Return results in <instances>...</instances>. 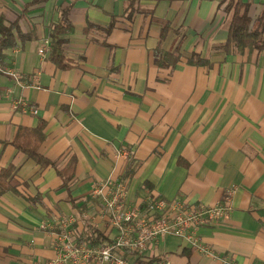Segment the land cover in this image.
Here are the masks:
<instances>
[{"label":"crops","instance_id":"1","mask_svg":"<svg viewBox=\"0 0 264 264\" xmlns=\"http://www.w3.org/2000/svg\"><path fill=\"white\" fill-rule=\"evenodd\" d=\"M235 1L254 23L264 12V0ZM228 2L0 0L3 22L16 26L0 68V173L11 168L0 182V264L55 258L59 220L71 215L90 217L68 226L76 241L89 221L111 239L90 195L109 177L125 181L128 206L150 196L215 205L235 188L229 216L199 230L213 256L165 236L124 252L126 264H264V29L259 45L239 49ZM63 15L67 67L49 56ZM39 121L45 166L12 144Z\"/></svg>","mask_w":264,"mask_h":264},{"label":"built area","instance_id":"2","mask_svg":"<svg viewBox=\"0 0 264 264\" xmlns=\"http://www.w3.org/2000/svg\"><path fill=\"white\" fill-rule=\"evenodd\" d=\"M39 53L44 54L43 47ZM6 72L15 75L11 69ZM234 190V187L225 188L221 200L215 205H195L184 200L150 196L142 205L128 206L123 179L109 177L98 181L90 190V195L99 202L96 215L115 230V235L104 245L79 242L68 226L76 221L85 224L90 217L83 214L78 219L73 215L61 218L59 224L63 231L54 241L57 254L45 264H126L124 252L139 254L165 236L178 237L203 254L213 256L212 250L202 243L199 230L229 216ZM153 264L172 263L167 258H159Z\"/></svg>","mask_w":264,"mask_h":264},{"label":"trees","instance_id":"3","mask_svg":"<svg viewBox=\"0 0 264 264\" xmlns=\"http://www.w3.org/2000/svg\"><path fill=\"white\" fill-rule=\"evenodd\" d=\"M231 12V18L228 29V39L239 49H243L247 46H257L261 42L260 34L264 29V12L256 19L255 23L251 21L247 15V4L241 3L235 0H229L225 7ZM66 14V13H65ZM16 28L15 24L6 25L3 22V18L0 16V68L3 66V59L5 53L4 49L13 46V29ZM66 30H70L71 26L66 15H63L60 22L53 27L50 31V59L60 67H67V64L62 61L61 46L64 39L60 37L61 34L65 33ZM190 62H195L192 59ZM204 60L198 59L196 63H204ZM44 122L39 121L35 127H19L12 139V144L20 151L24 152L27 156L33 158L36 162L42 166L46 165L48 161L38 152L39 145L43 141ZM75 159L71 157L66 166L59 171L63 177L64 183L73 176ZM11 168L7 167L0 173V182L10 175ZM3 181V182H2ZM3 185V184H2ZM81 210L79 211V213ZM77 238L79 242H86L89 245L97 246L104 245L110 242V238L105 234L104 231L100 230L88 222L84 230L77 232ZM138 254V253H132ZM159 257L151 258L148 261H141L137 264H153Z\"/></svg>","mask_w":264,"mask_h":264},{"label":"rangeland","instance_id":"4","mask_svg":"<svg viewBox=\"0 0 264 264\" xmlns=\"http://www.w3.org/2000/svg\"><path fill=\"white\" fill-rule=\"evenodd\" d=\"M165 199V198H164ZM126 263H127V261H126Z\"/></svg>","mask_w":264,"mask_h":264}]
</instances>
